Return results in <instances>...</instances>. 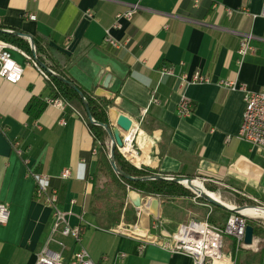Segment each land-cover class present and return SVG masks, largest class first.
Masks as SVG:
<instances>
[{
  "label": "crops",
  "instance_id": "crops-1",
  "mask_svg": "<svg viewBox=\"0 0 264 264\" xmlns=\"http://www.w3.org/2000/svg\"><path fill=\"white\" fill-rule=\"evenodd\" d=\"M136 3L140 8L132 20L117 19ZM193 3L0 0V24L38 41L40 60L48 68L64 72L93 96L112 100L111 126L120 114L139 126V168L204 178L216 191L223 187L241 192L264 205V153L237 138L245 111L241 88H264V0ZM228 9L234 10L232 16ZM106 30L122 48L104 44ZM248 34L252 50L240 63V42ZM11 54L24 74L18 84L0 78V202L9 212L8 222L0 225V264H36L52 227L53 209L35 199L36 182L29 169L50 177L59 190V207L68 213L71 226H81L82 245L95 264H193L191 257L157 243L199 219L193 212L198 208L188 207L190 197L161 199L129 190L119 219L93 214L99 154L92 155L95 140L87 123L75 107L48 105L47 99L54 97L50 82L21 53ZM165 65L173 66L176 76L186 74L192 80L198 73L207 81L180 86L175 76L161 78L159 70ZM223 81L237 88H224ZM156 89L161 100L157 106L151 105ZM183 97L193 104L187 117L178 113ZM33 100L47 104L37 119L29 112ZM65 170H70L68 179L61 177ZM155 198L160 201L158 218L150 212ZM213 209L207 208L206 215ZM122 223L128 229L139 226L147 236L114 233ZM61 240L66 244L64 258L79 248L71 238ZM234 242L226 238L225 252L236 264H264L263 238L254 234L253 244L238 250Z\"/></svg>",
  "mask_w": 264,
  "mask_h": 264
},
{
  "label": "built area",
  "instance_id": "built-area-1",
  "mask_svg": "<svg viewBox=\"0 0 264 264\" xmlns=\"http://www.w3.org/2000/svg\"><path fill=\"white\" fill-rule=\"evenodd\" d=\"M200 0H196L195 7L199 6ZM140 6L139 3L133 4L124 13H119L117 19L126 18L132 20L134 15L138 12ZM228 15L232 16L234 10L228 9ZM89 16L91 14L89 13ZM264 17V13L262 14ZM29 19L36 20V16L29 15ZM251 40L252 35H244L240 42V48L238 50L239 62L242 63L244 58L251 52ZM104 44L114 47L122 48L111 35L110 31L106 30L104 37ZM32 54L26 52L15 44L0 39V78L6 80L12 84H18L24 74V68L20 66L13 58L12 51H18L33 65L38 72L47 81L51 79V71L43 68L36 60L35 47H32ZM161 78L166 76H175L180 83V86L191 82H204L207 81L200 74H195L192 80H189L186 74L176 76L173 66H163L159 70ZM222 86L229 90H235L237 85L230 81H223ZM244 92L245 111L243 114L242 124L237 138L239 140L248 142L255 146H258L264 153V88L257 92L248 91L245 88H241ZM157 89L153 91L151 98V105H160L161 100L156 96ZM47 104L53 106L59 110L65 108H71L73 106L65 102L61 98H49ZM76 111V110H75ZM147 110H145V113ZM79 113V112H78ZM178 113L182 117H187L193 113L192 102L183 97L178 106ZM81 116V114L79 113ZM65 121H62V125H65ZM139 132V126L133 127L131 130L123 134V146L118 147L122 156L132 165L139 168V152L135 146L136 136ZM98 148L92 150V155L98 154ZM29 163L28 160L25 161ZM29 175L33 176L36 182L35 199L44 201L53 209V223L46 240L44 247L38 255L36 264H65V258L63 252L66 249V244L62 242L61 238H71L75 245L79 248L74 250L70 255V264H95L92 260L89 252L83 247V230L81 226H71L67 221L68 213L63 211L60 207L59 190L57 188H50V177L45 174L35 173L32 170H28ZM62 179H68L70 177V170H65L62 174ZM165 180H174L170 176H162ZM192 181L200 182L203 186L206 183L204 178H194ZM75 203V200L72 201ZM209 216L204 220L191 219L189 222L181 225L178 230L166 237L164 240H158L157 243L172 253L185 254L192 258L193 264H236L232 258L231 253L225 252L226 238L231 237L236 243V249L238 250L243 246L246 234V226L248 225V218L243 214L233 213L226 224L222 227L215 225L209 221ZM9 212L6 204L0 202V225H4L8 222ZM157 228V226H153ZM114 233L124 234H136L135 231L128 229L125 224H121L112 229ZM141 238V236H138ZM52 245H57L61 249L60 251L53 250Z\"/></svg>",
  "mask_w": 264,
  "mask_h": 264
},
{
  "label": "trees",
  "instance_id": "trees-1",
  "mask_svg": "<svg viewBox=\"0 0 264 264\" xmlns=\"http://www.w3.org/2000/svg\"><path fill=\"white\" fill-rule=\"evenodd\" d=\"M195 1L196 0H194V3ZM199 3H201V0ZM0 29L8 30L10 32L14 31L13 29L4 28V26H2L1 24ZM0 39L15 44L26 52L32 54L30 41L28 42L27 40H24L23 37L15 36L10 33L0 32ZM35 49L36 55L40 60L39 54L42 50L38 41H35ZM46 69L51 71V79L49 82L52 87V91L54 92L53 98L63 99L65 102L69 103L80 112L82 119L87 123V126L89 127L94 137V148H98L99 168L98 173L96 175L97 180L95 184V188L97 190H95L93 194V200L95 203V206L93 208V214L95 216L102 218L107 217V215L110 216L109 214L112 213L111 216H115V219H119L124 206V200L126 199L129 190L137 191L143 196L157 197L161 199H170L174 197H190L192 195L191 192L186 189L182 184L177 183L173 180L169 181L164 179H143L153 176L168 175H157L158 172L155 170H151L149 168L144 167H135L122 156L118 149H116L114 153L116 167L121 172L134 178V180L126 179L116 173L110 162L111 147L109 145L110 138L108 132L103 126L95 125L91 122V119H93L100 124L110 125L108 111L110 107L113 106V101L93 96L90 92H88L83 87L74 82L73 79H71L62 71L54 72L47 66ZM56 75H59L74 84L78 90H75L65 82L61 81ZM81 93L88 104L90 115L88 114L85 108L84 100ZM33 104L34 106L32 109H30L29 112L33 115L35 119H37L45 110L47 104L38 100H33ZM170 177L179 179L186 178L181 176ZM49 185L51 189L55 188L50 183ZM101 185L103 186L101 187ZM207 187L210 192L216 191L215 187ZM112 198H114L115 201H112ZM111 203L113 204L112 206ZM232 214L233 212L227 209L214 206V209L208 219L211 223L222 227L226 224ZM248 224L253 226L255 236L261 237L264 240V229L261 224L249 219ZM235 248L236 243L234 242V249ZM261 259L263 260V258Z\"/></svg>",
  "mask_w": 264,
  "mask_h": 264
},
{
  "label": "water",
  "instance_id": "water-1",
  "mask_svg": "<svg viewBox=\"0 0 264 264\" xmlns=\"http://www.w3.org/2000/svg\"><path fill=\"white\" fill-rule=\"evenodd\" d=\"M0 32H3V33H10V34H13L15 36H19V37H23V38H26V39H29L30 43H31V46L32 47H35V42H34V39L28 35H25V34H22L20 32H10L8 30H4V29H0ZM35 57H36V60L37 62L43 67L46 69V66L45 64L38 59L36 53H35ZM61 81L65 82L66 84H68L70 87L74 88L75 90H78L76 88V86L74 84H72L71 82H69L68 80H66L65 78L59 76V75H56ZM82 95V93H81ZM83 97V95H82ZM83 100H84V104H85V108L88 112V114L90 115L89 113V107H88V104L85 100V98L83 97ZM91 122L95 125H101L103 126L106 131L108 132V135H109V138L111 140V156H110V162H111V165L113 166L114 170L116 173H118L120 176L126 178V179H130V180H134V178H132L131 176L121 172L117 167H116V164H115V158H114V153H115V150L118 149V147H122L123 146V134L128 132L129 130H131V128L133 127V121L126 115L124 114H120L117 118V121H116V126H111V125H103V124H100L98 122H96L95 120L91 119ZM143 179H164L162 176H153V177H147V178H143ZM137 180H140V179H137ZM165 180V179H164ZM175 182L177 183H180L186 187H188L189 189H191L195 194L198 195V197L200 198H203L205 201H207L208 203L212 204V205H215V206H218V207H221V208H224V209H227L233 213H236V214H242L241 213V210L246 208V207H250V208H261V209H264V207H260V206H240V207H237L236 209H232V208H229L228 206H226L225 204H223V202H217L215 200H212L210 197L200 193V192H196L194 191L193 189V181L191 178H174ZM186 183V184H185ZM211 195V194H210ZM159 205H160V201L159 199H153L150 203V212L152 213V215L156 218L159 217ZM253 241H254V228L253 226H251L250 224H248L246 226V234H245V240H244V243L245 245H252L253 244Z\"/></svg>",
  "mask_w": 264,
  "mask_h": 264
},
{
  "label": "rangeland",
  "instance_id": "rangeland-1",
  "mask_svg": "<svg viewBox=\"0 0 264 264\" xmlns=\"http://www.w3.org/2000/svg\"><path fill=\"white\" fill-rule=\"evenodd\" d=\"M194 179V178H193ZM197 182V181H195ZM193 185H196L199 187L198 184H194ZM184 186V185H183ZM186 189H188L190 192H191V196H190V205L188 206L190 209L191 207H195V208H198V210H193L194 214L196 215L197 218H199L200 220H204L207 215V208L208 210L210 208H214V205L208 203L207 201H205L203 198H200L198 197L197 194H195L191 189H189L188 187L184 186ZM206 191H208L209 193L211 194H214V195H217L219 197V199L221 201H224L226 203H229L231 205H234L236 207H240V206H260V207H264V205L258 203V202H253L249 199H247L246 196H244L241 192H237V191H234V190H229V189H225V188H221L220 190L218 191H215V192H210V190H208V187H207V184L204 185ZM221 196V197H220ZM197 203V205H196ZM200 203V205H198ZM247 208V207H246ZM192 210V209H191ZM110 216L107 215V217H110L111 218V215L112 214H109ZM115 217V216H114ZM248 218V217H247ZM249 220H254L258 223L261 224V226L263 227L264 229V218H248ZM262 219V220H261ZM120 224V223H119ZM118 224V225H119ZM137 224V223H134V225ZM68 252H65V254L67 255ZM65 264H70V258L65 256Z\"/></svg>",
  "mask_w": 264,
  "mask_h": 264
},
{
  "label": "bare ground",
  "instance_id": "bare-ground-1",
  "mask_svg": "<svg viewBox=\"0 0 264 264\" xmlns=\"http://www.w3.org/2000/svg\"><path fill=\"white\" fill-rule=\"evenodd\" d=\"M194 184H198V186L196 185H193V189L194 191L196 192H200L208 197H210L212 200H215L217 202H223V204H225L226 206H228L229 208H232V209H236L237 207L234 206V205H231L229 203H226L224 201H221L219 199V197L217 195H214V194H211L209 193L208 191H206L205 187L200 183V182H195L193 181ZM186 184V183H185ZM211 194V195H210ZM221 197V196H220ZM241 213L249 218H264V209H261V208H250V207H247V208H244L241 210ZM262 220V219H261ZM131 230L133 231H136V234H139V235H143V236H147L145 231L140 229L139 226H137L135 229L132 228Z\"/></svg>",
  "mask_w": 264,
  "mask_h": 264
}]
</instances>
